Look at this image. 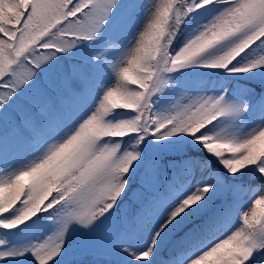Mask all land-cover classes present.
Segmentation results:
<instances>
[{
    "label": "snow or ice",
    "instance_id": "6c2138e0",
    "mask_svg": "<svg viewBox=\"0 0 264 264\" xmlns=\"http://www.w3.org/2000/svg\"><path fill=\"white\" fill-rule=\"evenodd\" d=\"M0 264H264V0H0Z\"/></svg>",
    "mask_w": 264,
    "mask_h": 264
}]
</instances>
